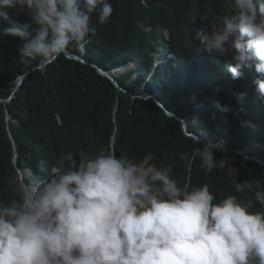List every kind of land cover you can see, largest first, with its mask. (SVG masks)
<instances>
[{"label":"trees","instance_id":"1","mask_svg":"<svg viewBox=\"0 0 264 264\" xmlns=\"http://www.w3.org/2000/svg\"><path fill=\"white\" fill-rule=\"evenodd\" d=\"M110 2L114 11L106 23L93 15L94 30L84 50L67 51L84 63L64 53L39 71L35 61L21 59L22 40L0 36V99L10 96L24 77L11 99L0 102V207L19 200L23 182L47 180L52 166L74 168L82 157L102 153L171 166L182 188L207 184L214 202L231 195L246 200L251 193H236L226 169L205 175L196 156L208 139L223 140L227 151L215 152V157L229 158L239 169V182L259 179L264 185V166L239 155L264 164V99L256 95L255 67L232 79L226 59L202 50L197 36L204 18L222 29L223 18L234 10L232 0ZM10 14L21 23L31 22L27 14ZM7 26L0 20V30ZM240 92L246 95L238 102ZM147 94L186 119L188 132L203 143L196 144L179 123L147 112L130 98ZM218 103L231 111L222 112ZM243 121L250 126H242ZM179 153L189 155L188 163L178 159ZM68 155L71 161H62ZM251 211L264 208L257 202Z\"/></svg>","mask_w":264,"mask_h":264},{"label":"clouds","instance_id":"2","mask_svg":"<svg viewBox=\"0 0 264 264\" xmlns=\"http://www.w3.org/2000/svg\"><path fill=\"white\" fill-rule=\"evenodd\" d=\"M232 4L222 29H197L201 48L224 57L234 80L254 66L256 95L264 99V0ZM10 10L31 22L13 19ZM113 11L110 0H0V20L8 25L0 36L22 40L21 59L43 71L69 49L83 51L93 15L103 24ZM245 95L236 93L237 101ZM217 151H227L223 140L197 147L204 174L226 169L236 193H251L246 200L214 202L207 184L182 188L171 166L114 154L82 157L74 168L52 166L47 180L23 182L19 200L0 207V264H264V211H251L257 202L264 208V185L239 182V169L228 157L217 159Z\"/></svg>","mask_w":264,"mask_h":264},{"label":"water","instance_id":"3","mask_svg":"<svg viewBox=\"0 0 264 264\" xmlns=\"http://www.w3.org/2000/svg\"><path fill=\"white\" fill-rule=\"evenodd\" d=\"M68 58L70 59H75V60H79L82 63H84L78 56H74V55H69L68 52L65 53ZM93 66V65H92ZM94 67V66H93ZM98 74H100L101 76L107 78L117 89L121 90V88L119 87L117 81L114 80V78L109 75L108 73H106L105 71H102L100 69L97 68ZM23 76H21L18 80H17V84L16 86L13 88V91L11 93V95L7 98L8 100L11 99V97L15 94V92L18 90L19 86L22 84L23 82ZM130 98L133 101H137V104L139 106H141L144 110H146L147 112H150L151 114L158 116L160 118H163L165 120H173L176 123H179L181 125V130L182 132L190 137L193 138L194 140H197L198 138L196 136H194L193 134L189 133L187 130V120L178 117L177 115H175L173 112L169 111L166 106L159 101L156 97L152 96V95H145L143 97L139 96V95H130ZM141 99V100H140ZM2 101V99H0V102ZM200 142H202V140H200ZM203 143V142H202ZM204 144V143H203ZM224 151H217V153H223ZM239 155L246 159V160H252L260 165L264 164L255 158L249 157L246 154H244L243 152H240Z\"/></svg>","mask_w":264,"mask_h":264},{"label":"rangeland","instance_id":"4","mask_svg":"<svg viewBox=\"0 0 264 264\" xmlns=\"http://www.w3.org/2000/svg\"><path fill=\"white\" fill-rule=\"evenodd\" d=\"M206 24V25H208L210 28H215V29H217V30H219L220 28L219 27H217L215 24H214V22H212V21H210L209 19H207V18H204L203 20H202V24ZM230 55V54H229ZM230 58V57H229ZM9 96L8 95H6L5 97H3L2 98V103H7L9 100L7 99ZM5 98V99H4ZM19 178H23L22 177V174H20L19 173Z\"/></svg>","mask_w":264,"mask_h":264}]
</instances>
